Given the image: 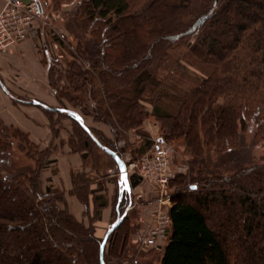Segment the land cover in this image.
Here are the masks:
<instances>
[{
	"label": "trees",
	"instance_id": "16d2710c",
	"mask_svg": "<svg viewBox=\"0 0 264 264\" xmlns=\"http://www.w3.org/2000/svg\"><path fill=\"white\" fill-rule=\"evenodd\" d=\"M68 16L80 32L74 50L54 35L71 58L64 59L69 66L64 72L76 91L92 88L93 95L91 111L80 99L78 113H91L117 135L139 131L153 116L165 137L181 139L190 154V182L181 175L170 181L175 186L169 197L170 232L159 264H264V238L257 247L255 235L257 226L262 229L258 237L264 229V0H79ZM177 50L179 57L174 56ZM181 58L209 66L207 75L196 78L185 92L169 86L168 73L161 75L166 66L184 68ZM78 61L86 68L81 70ZM48 62L51 84L61 62L52 56ZM69 92H64L68 102L76 105L80 97ZM71 120L78 141L84 137L75 151L84 152V161L93 162L92 152L98 159L92 171L116 167L101 146L122 158L118 137L110 142ZM250 124L255 125L254 141L263 148L260 161H227L208 169L206 156L236 150ZM0 132L16 131L0 123ZM143 136L140 153L151 146ZM34 162L27 174L0 173V242L5 246L0 264H101L102 239L95 234L94 222L105 202L98 198L94 218L87 224L78 220L58 205L62 196L41 190L39 175L47 162ZM132 179L130 188L141 181ZM89 181L88 175L75 177L76 187L81 182L84 187L76 190H86ZM6 202L28 209L30 215L4 213ZM131 205L129 190L118 192L114 212L125 216L107 238L105 264H122L127 257L137 228L124 213ZM48 250L52 257L45 254ZM235 250L239 258L233 256Z\"/></svg>",
	"mask_w": 264,
	"mask_h": 264
},
{
	"label": "rangeland",
	"instance_id": "374dc122",
	"mask_svg": "<svg viewBox=\"0 0 264 264\" xmlns=\"http://www.w3.org/2000/svg\"><path fill=\"white\" fill-rule=\"evenodd\" d=\"M35 1L43 5L44 12L42 13L41 11L42 14H40L39 18L41 19L40 25L41 24L44 25L43 31L46 34L44 38L49 42L51 41V43L54 42V44L56 45V49L53 57L55 59L57 58V62H61L60 65H57L56 72L54 70V72L52 73L55 79L50 84L49 93L51 95L53 94L56 97L60 107L70 108L71 110L79 112V110L82 108V105H80L78 100L83 99V103L86 102L89 111H91L93 105L92 104L93 101L90 100V96H93L91 94L92 88L89 89L87 87L88 89H86L85 91H76L73 85L70 84V78H68L65 74L66 72H64V70H69V66L67 63L64 62V59L66 61L71 60L68 53H66L64 50L66 49L65 46L70 50H74L78 44L75 35L76 33L80 32L77 29L76 25L70 21V17L69 16L67 17V15L69 14L70 11H72L75 8L79 0H35ZM54 35L64 39L65 46L62 47L59 46V44L55 40ZM180 52L181 50H177L175 52L177 54L174 56L179 57ZM78 64L81 70L86 68L82 62L78 61ZM180 64L184 68H176V66L173 67L166 66V69L161 70L162 73L161 75H165L167 73L169 74L168 76L169 80L167 82L169 86L176 87L178 89L177 91L180 92L187 91L189 88L195 85V83L197 82L196 78L205 77L209 71V66L204 63L192 64L189 62V60L186 61V59H182L180 61ZM76 81L81 82L80 79L78 78H76ZM66 91L67 92L70 91L69 93H71L73 96L75 95L80 97L79 99H76L77 100L76 105L74 104V102L72 103L73 105L70 102H68L65 96V94H67ZM39 107L40 106H37V108L40 109L42 115L44 116V118L48 123L47 125L49 127V131L52 137L55 138L58 135V133L61 132V136H65V135L67 136V143L68 145H70L72 150H75L76 149L75 147L82 146L84 137H82V139L80 138L81 141H78L79 138L77 137L78 135L77 136L75 135L76 129L74 123L71 119H69V117H67L64 113H59V112L48 113L46 112V109ZM150 107L151 106L149 105L146 106L148 110H150ZM81 115L86 120L90 129L95 133L96 136L104 137L105 139H108V141L110 142H113L118 137L117 147L118 149L121 150L122 152L121 159L126 165V172H127L126 180L128 181V177L131 175L140 177L141 180L136 189L134 188L130 189L124 187L123 181H121L120 183L119 190L122 191L124 189H128L131 196L132 205L127 206L126 209L124 210V213L130 214L132 218L131 222L133 223L134 221L137 225L136 231L133 232V234L130 236V241H129L130 249L127 253V257L123 260L122 264H159L163 248L168 242L170 225L167 229L166 236L163 239L162 238L159 239L156 246H146L141 238H143L142 234L147 228L146 226L149 225V223H154L153 225L155 226L156 210L159 209L160 212H167L169 210L171 204V200L169 199V197L173 193L175 186L173 185V183H171L172 182L171 181L166 187L161 188L155 185L156 183L154 181L151 182L150 179H144L142 177L143 169L141 168L143 163L142 159L146 154H149V157H151L152 147H153L152 145L154 143V140L158 136L164 137L166 145L163 148L167 155L166 157H167L168 167L171 170V172L175 174L174 179H176L177 176L181 175L183 176L182 178L183 181L189 183L190 171L192 166L191 163L188 162V159L191 158L190 154L187 152L185 145L181 139L172 140L165 137L164 133L162 132L160 123L153 116H148L143 121L139 131L131 129V130L123 131L117 135L112 132V129L109 125L103 123L99 119L96 120L91 113L88 115H83V114ZM12 127H13L12 130L16 132H0V173L4 175L30 173V170H32L35 167L34 160L37 158H41L42 160H46L47 163L41 168L40 171V175H39L40 187L42 191L48 190L49 188L47 187L45 188V186H43L41 174L46 169L50 157L54 154L52 150V146H50L51 143L50 145L48 144L49 145L48 146L46 145L44 139H40L41 136L43 138L44 132L43 133L38 132L36 134V136L38 137L32 138L30 136V132H24L17 126H12ZM254 130H255V125L250 124L247 130L242 134V139L239 147L236 150L232 151L231 153L226 154L224 156L221 155L218 156L215 153L210 152L209 155L206 156L207 158L206 166L208 167V169L211 168L216 163H222V162L228 163L227 161L259 162L263 148L260 143L254 141V137H253L255 132ZM17 133H19L21 136L17 137L16 136ZM144 134H146V136L149 137V140L151 141V146L148 149H146L144 152L140 153V148L144 144L143 142ZM23 136L24 137L26 136L28 141L25 142L24 141L25 138ZM6 137H8V139ZM65 139L66 138L63 137L60 142H65L66 141ZM7 140L11 142L12 145L11 144L6 145L5 142H8ZM94 150L96 151V154L100 155L101 159L104 162H107L108 158L106 156H103L100 149L95 148ZM42 154L45 157L42 156ZM92 157H93V162H95L97 157L95 159L93 152L91 154V158ZM97 161L98 159L96 160V162ZM93 162H90V164L94 165ZM131 164H136V165L130 168L129 165ZM114 166L115 165L111 166L112 168L110 167L111 169L109 170L114 172L115 175H113L112 172H108L110 174H106V177L110 175H113V177L111 179L110 177H107L105 178V180L107 182L111 181L112 183H114L115 194H113L114 196L112 198L113 199L112 202H113V207L115 208V204L117 201V194H118L117 191L118 186L116 183L119 180L121 173L118 164L116 165V167ZM81 180L82 179H80V181ZM50 191L53 193V195L55 194L63 197L62 203L61 202L58 203L60 207H63L65 204L64 192L59 188L53 189L51 187H50ZM85 192H86L85 189L81 191L78 189L76 190V194L79 199H81V195L85 196L87 194V193L85 194ZM94 208L96 210V208H98V205L96 204ZM1 210L4 213L5 212L21 213L25 217L30 215L28 213V209H22L18 204L17 205L14 204V202L13 203L6 202V205H4V208H2ZM69 212L71 213L70 210ZM94 215H95L94 209L88 208L87 211L84 209L83 212H81L80 217H77L76 215L74 216L78 220H81L87 224L91 219L94 218ZM246 215L248 216V214ZM119 217L116 216V213L113 210V214L112 216H110V220L108 223H105L100 226L99 225L100 223L96 225V223L100 221V219L95 221L94 225L96 229L95 230L96 236L103 240L107 230ZM212 218L215 221H217L216 217L212 216ZM256 228H257L256 229L257 234L255 235L257 236L256 238L259 239L257 247H260L263 245V243H261L260 241V238H264V229L262 231L263 235L258 237L259 231L261 232L262 229L261 227L258 226ZM0 247H1L0 259H1L2 256L4 257L5 246L3 242H0ZM43 248L47 249L45 245ZM47 252L45 253L47 254V256L49 257L53 256L51 251H49L48 253ZM233 256L235 258L236 257L239 258V254L236 250L234 251Z\"/></svg>",
	"mask_w": 264,
	"mask_h": 264
},
{
	"label": "crops",
	"instance_id": "0c3cea01",
	"mask_svg": "<svg viewBox=\"0 0 264 264\" xmlns=\"http://www.w3.org/2000/svg\"><path fill=\"white\" fill-rule=\"evenodd\" d=\"M2 4L3 2L0 0V9ZM40 21L39 18L36 31L27 40L0 52V123L6 127L17 126L24 132H30L32 138H37L38 132H44L43 138L41 136L40 139H44L46 145L51 143L50 146H52L54 154L41 174L43 186L49 189L50 187L61 189L64 192V206L77 217H80L81 212L86 208L84 202L87 203L89 209H94L98 198L105 202L101 209L100 221L96 223V225L100 223L101 226L109 222L114 210L112 202L114 183L105 180L107 177L111 179L115 175L114 172L109 169L106 172L103 167L102 172L92 171L93 165L90 164V160L82 159L84 152L71 149L67 143L66 135L61 136L60 132L55 138L51 136L48 123L40 109L37 108L38 104L32 103L38 101L45 105L46 109L66 108L60 107L56 97L49 93L48 61L50 56H54L56 45L54 42L45 40L44 25H40ZM74 112L83 120L85 127L90 128L80 113ZM66 116L72 119L71 116ZM63 137L66 138V141L60 142ZM108 172H112L113 175L106 177V174H110ZM82 174L90 177L88 185L86 184L85 194H87L83 200L78 198L75 190L80 187L84 188L83 182L78 187L74 184L75 177ZM121 181L120 176L116 183L118 192H120ZM131 181H133L132 175L128 177L126 188L131 187ZM138 185L132 188L136 189Z\"/></svg>",
	"mask_w": 264,
	"mask_h": 264
},
{
	"label": "built area",
	"instance_id": "2783aa9c",
	"mask_svg": "<svg viewBox=\"0 0 264 264\" xmlns=\"http://www.w3.org/2000/svg\"><path fill=\"white\" fill-rule=\"evenodd\" d=\"M0 9V52L5 51L28 39L35 31L43 5L35 0H2ZM164 137L158 136L153 143L152 156L144 155L141 168L142 177L154 181L159 187H166L174 179L164 151ZM136 164L129 165L130 168ZM154 223H149L143 232L142 241L146 246H156L159 239L167 234L170 216L167 212L156 210Z\"/></svg>",
	"mask_w": 264,
	"mask_h": 264
},
{
	"label": "water",
	"instance_id": "95a60500",
	"mask_svg": "<svg viewBox=\"0 0 264 264\" xmlns=\"http://www.w3.org/2000/svg\"><path fill=\"white\" fill-rule=\"evenodd\" d=\"M32 103L33 104H40L38 101H33ZM49 109H52V110H54L56 112L64 113V114H66L68 116H71L72 118L76 119L82 126L85 127V125L83 124V120L74 111H72L70 109H67V108H49ZM86 130H88V129L86 128ZM92 137L94 138V136H92ZM101 148H102L103 151H105L106 153H108L117 162V164L119 166V169H120V173H121V180L124 183V187H127L128 186V182L126 180V178H127V172H126V165H125V163L123 162V160L116 153L112 152L111 150H109L106 147L101 146ZM124 216H125V214H123L121 217H119L112 224V226L107 230V232L105 233V236H104V238L102 240V243L100 245V260H101V264H105L104 261H103V251H104V246H105V243L107 241V238L110 235V233L116 229V227L122 221V219H123Z\"/></svg>",
	"mask_w": 264,
	"mask_h": 264
}]
</instances>
